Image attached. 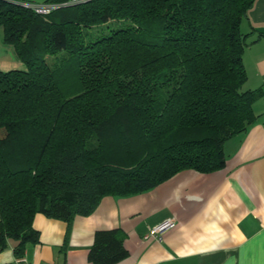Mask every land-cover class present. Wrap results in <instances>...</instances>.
<instances>
[{"label": "trees", "instance_id": "obj_1", "mask_svg": "<svg viewBox=\"0 0 264 264\" xmlns=\"http://www.w3.org/2000/svg\"><path fill=\"white\" fill-rule=\"evenodd\" d=\"M255 1L46 0L42 13L0 0L2 39L25 65L0 70V249L38 242L37 213L70 224L106 195L223 168L264 95L244 87ZM124 238L97 230L89 259L126 258Z\"/></svg>", "mask_w": 264, "mask_h": 264}, {"label": "crops", "instance_id": "obj_2", "mask_svg": "<svg viewBox=\"0 0 264 264\" xmlns=\"http://www.w3.org/2000/svg\"><path fill=\"white\" fill-rule=\"evenodd\" d=\"M241 28L247 42L244 87L264 89V0L255 1ZM2 35L0 70L24 68ZM254 110L257 120L225 142L223 168H188L141 193L106 195L91 214L76 215L70 224L37 213L39 241L19 257L9 239L0 249V264H94L89 251L96 231L111 228L125 232L129 251L115 264H264V95ZM165 219L175 226L162 241L144 237Z\"/></svg>", "mask_w": 264, "mask_h": 264}, {"label": "built area", "instance_id": "obj_3", "mask_svg": "<svg viewBox=\"0 0 264 264\" xmlns=\"http://www.w3.org/2000/svg\"><path fill=\"white\" fill-rule=\"evenodd\" d=\"M75 1H79V0H75ZM17 2H20V1H17ZM20 3H22L23 5L27 7H32L37 12H42V13H48L53 8L56 7V5L53 3H43V4H33V3H28V2H20ZM174 226H175V221L173 219H165L161 221L160 223L156 224L155 226L151 227L144 234V237L145 238L153 237L154 239L158 241H162L164 233L170 228H173Z\"/></svg>", "mask_w": 264, "mask_h": 264}, {"label": "rangeland", "instance_id": "obj_4", "mask_svg": "<svg viewBox=\"0 0 264 264\" xmlns=\"http://www.w3.org/2000/svg\"><path fill=\"white\" fill-rule=\"evenodd\" d=\"M46 0H34L32 1V3H37V4H41L44 3ZM80 1V0H79ZM20 2H25L24 0H20ZM31 2V1H29ZM1 34H3L2 29L0 28ZM1 133H3V131H0Z\"/></svg>", "mask_w": 264, "mask_h": 264}, {"label": "bare ground", "instance_id": "obj_5", "mask_svg": "<svg viewBox=\"0 0 264 264\" xmlns=\"http://www.w3.org/2000/svg\"><path fill=\"white\" fill-rule=\"evenodd\" d=\"M81 1V0H80ZM25 2H28V3H32V2H29V1H25ZM73 2H76L75 0H71V2H63V5H68V4H73ZM45 3V2H44ZM33 4H37V3H33ZM43 4V3H41ZM61 5V4H60Z\"/></svg>", "mask_w": 264, "mask_h": 264}]
</instances>
